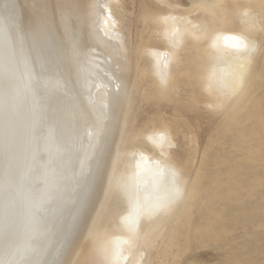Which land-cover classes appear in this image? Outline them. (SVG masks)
I'll use <instances>...</instances> for the list:
<instances>
[{
	"label": "bare ground",
	"instance_id": "1",
	"mask_svg": "<svg viewBox=\"0 0 264 264\" xmlns=\"http://www.w3.org/2000/svg\"><path fill=\"white\" fill-rule=\"evenodd\" d=\"M158 4L145 5L143 13L166 40L154 50L155 85L167 83L171 101L187 97V109H216L241 94L263 42L264 0ZM14 5L9 12L0 5V264H57L66 248L61 264H145L142 250L132 255L130 247L147 238L153 217L177 205L196 161V132L186 119L162 114L145 125L139 144L119 150L128 92L121 70L128 65L126 0H17ZM141 72L147 75L146 69ZM263 77L264 66L255 81ZM254 92L244 101L239 96V104L257 105L264 121L259 110L264 91L256 99ZM179 140L182 153L173 151ZM250 154L256 160L257 151ZM194 181L186 201L190 207L205 192L200 172ZM213 184L217 190L231 181L219 176ZM107 187L124 205L114 228L94 224ZM56 213L60 218L54 221ZM200 218L204 228L196 233L213 238V212ZM9 225L16 232L12 243L4 242Z\"/></svg>",
	"mask_w": 264,
	"mask_h": 264
},
{
	"label": "rangeland",
	"instance_id": "2",
	"mask_svg": "<svg viewBox=\"0 0 264 264\" xmlns=\"http://www.w3.org/2000/svg\"><path fill=\"white\" fill-rule=\"evenodd\" d=\"M12 1L11 4L10 0L2 4L0 0L2 9L4 7L6 12L12 11L10 6L17 0ZM126 1L130 11L129 19L125 21L128 30L125 36L129 47L128 53L126 50L128 65L126 70H121L125 73L124 79L128 80H123V84H127L125 89L128 94L124 102L119 150L131 144H139L142 141L139 133L145 125L162 114L165 117L168 115V118L176 116L186 119L196 132L199 145L191 176L177 205L170 213L151 219L147 238L139 239L132 245L131 254L138 249L142 250L145 264H264V121L258 119L257 105L240 106L252 92L255 91L253 94L256 99L264 91V77L255 81L257 72L264 66V12L260 18L263 22V42L247 69L241 94H234L224 106L216 109L202 105L187 109V97L171 101V90L166 88L167 83L155 85L158 78L153 73L156 60L154 50L157 46H165L166 40L154 21L150 18L144 20L143 13L145 5L152 9L156 5L157 8L159 0H153L156 2L154 5L152 0ZM142 69L147 70V75L142 74ZM251 80L253 86L248 89ZM259 85L263 86L258 88ZM239 96H243L240 104ZM241 107L244 108L240 110ZM259 110L264 113V104H261ZM180 143V140L173 143L174 152H183ZM255 150L256 160L250 157L251 151ZM198 172L203 181L201 189L205 192L190 207L186 201L190 188L197 183L194 179ZM219 176L223 180L230 179L231 186L227 188L220 184L216 190L213 183ZM123 210L121 197L107 187L94 216V224L100 228H114L115 215ZM209 211L215 217L209 231L213 238L218 234L221 236L218 242L206 234L196 233L204 228V219L200 217ZM254 235H257L256 240ZM94 237L95 233L89 238ZM259 246L261 249L257 251Z\"/></svg>",
	"mask_w": 264,
	"mask_h": 264
},
{
	"label": "water",
	"instance_id": "3",
	"mask_svg": "<svg viewBox=\"0 0 264 264\" xmlns=\"http://www.w3.org/2000/svg\"><path fill=\"white\" fill-rule=\"evenodd\" d=\"M16 114H18V113H16ZM93 187H94V185H93ZM93 187H92V189H93ZM92 198V196H90L89 197V199L88 200H90ZM88 202V201H87ZM87 209H88V204L86 203V205H85V209H84V211H83V213H82V215L80 216V218L79 219H77V221H75V223L72 225V228H71V230H72V232H71V240H72V238H74L75 236V232L78 230V228L81 226V224L83 223L82 221H83V218H84V214L86 213V211H87ZM59 211L60 210H58L57 211V213H59ZM56 213V215H55V219H54V221H56V220H58L59 218H60V216H57L58 214ZM9 230H8V232H6V240H4V242H10V243H12L13 242V240H14V237H15V235H16V232H15V229H14V227L13 228H11V226L9 225V228H8ZM70 232V231H69ZM4 235V236H5ZM5 238V237H4ZM8 239V240H7ZM70 240V241H71ZM70 243V242H69ZM5 244V243H4ZM69 246H70V244H69ZM68 246V247H69ZM67 249V248H66ZM66 249L64 250V252H62V254L61 255H59L58 256V258H57V264H61V262H62V260H63V258H64V256L66 255Z\"/></svg>",
	"mask_w": 264,
	"mask_h": 264
}]
</instances>
